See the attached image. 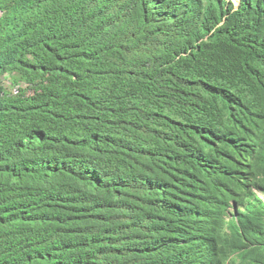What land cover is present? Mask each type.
<instances>
[{
	"label": "trees",
	"instance_id": "obj_1",
	"mask_svg": "<svg viewBox=\"0 0 264 264\" xmlns=\"http://www.w3.org/2000/svg\"><path fill=\"white\" fill-rule=\"evenodd\" d=\"M0 0V264H264V0Z\"/></svg>",
	"mask_w": 264,
	"mask_h": 264
},
{
	"label": "rangeland",
	"instance_id": "obj_2",
	"mask_svg": "<svg viewBox=\"0 0 264 264\" xmlns=\"http://www.w3.org/2000/svg\"><path fill=\"white\" fill-rule=\"evenodd\" d=\"M234 4H237V1L236 0H232Z\"/></svg>",
	"mask_w": 264,
	"mask_h": 264
}]
</instances>
